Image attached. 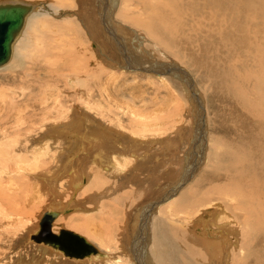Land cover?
Returning <instances> with one entry per match:
<instances>
[{
    "label": "bare ground",
    "instance_id": "bare-ground-1",
    "mask_svg": "<svg viewBox=\"0 0 264 264\" xmlns=\"http://www.w3.org/2000/svg\"><path fill=\"white\" fill-rule=\"evenodd\" d=\"M46 1L45 0H32V1H27V0H0V5H3V4H21V5H27L29 7V10L24 15L23 22H22L21 26L14 32L15 35H14L13 40L11 42L12 43V50L10 52V56L5 62L1 63L0 66H2L4 64L7 65L13 61V59L15 58V51H16L18 41L22 38V35H23L22 32H24L23 30H25L24 29V28H26L25 26H27L28 17L31 15V13L33 11H36V9L39 10V8L46 6L47 2H48V1L47 2ZM112 1H113V3H112ZM120 1L121 0H110V1L108 0V3L106 5H103L104 2L102 3L101 0H52L49 3H51L53 8H59V7L60 8H62V7L73 8L77 5V3L79 4L80 11L79 10L73 11L72 9H71L72 11L70 9L69 10L63 9V10L59 11L58 13H60L59 16H61V17H63V16H65L67 18L72 17L71 20H69V23L67 21H65L68 23L67 26L65 25V27L67 30H70V31L74 30V32H76L75 31V29H76L77 32L79 33L80 39L84 42V44H86V43L92 44L91 40L94 41V38H92V35L89 33V31L95 35L94 37H96L95 38L96 41H94V42L96 44H99V48L97 49V47L94 46V44H92L93 45L92 51H91V48L89 45L86 46L85 49L87 50V47H88L87 51L89 52L91 59H93L92 61H94V63L96 65H99V63H100L94 59L96 55H98L99 57L102 56V58L105 57L104 55H107V57L110 58V60H109L110 62H107V60H105L104 58H103L104 61H102V62L105 63L104 66L107 65L108 68H111L114 71H116L115 70L116 68L117 69L120 68L121 69L120 71L124 73L125 70L130 68V70H136V71H144V72L146 71V72H153V73L158 72L156 74L160 77L167 75V78H170L177 87L180 86L179 83H177V81L180 82L182 92L186 93V95L189 96L192 99V101L194 102V108H193L194 111H192V112H194L193 113L194 126H193V129L191 131L192 133L190 134L191 136L189 138V141H190V143L192 142L195 145H197V143H198L202 147V149L204 150V148L206 147V144L208 143L207 129H206L207 113L205 111V103H204L205 100L203 98L204 96H201L200 92L198 91V89H197L198 85L196 86V84H195L196 82L194 81L195 78L193 79V77L190 75V73H187V71H185V68L183 67V65H180L176 61L163 62V61L158 60L155 56H153L152 53L155 49L151 50V49L146 48L147 46H145L144 44L145 43L148 44V42H145V40H147V39L143 35H142V37H141V35H138L137 37H135V32H137L136 29L128 28L127 26H125V28H122L126 31V33H124V34L128 35L129 36L128 38L124 37L122 34L119 33L120 32V29H119L120 26L118 28V26L115 24L118 22L115 21L114 14L117 11V9L119 8ZM184 1L186 2L184 4L185 5L187 4L189 6V10H191L192 13L190 12L191 14L189 13V16H185L184 18H177L176 20L174 19L173 15L171 13L170 14H166L167 12L165 13V11L168 8L177 4L176 0H150L149 2H148V0H144V1L143 0H122V2H121L122 6L119 10L118 15L116 13V16H118L119 20L123 19L122 20L123 23H124V20H126V21H129L131 23H134V25H138V29H140V31H141V28H142L148 34V37H150V38L152 37L153 40L156 41V43L157 42L160 43L162 41L161 38H167L170 42L176 43L177 46L181 47L180 48L181 51H179V52L184 54L188 58L187 59L188 64L193 66L195 71L197 73H200L203 79L206 78L205 74L208 75L207 79L211 83V81L214 79V77L212 79V77H211L212 73H209V71L210 72L216 71L218 68H219V70H221V68L219 67L221 65H224V68L226 70L230 69L231 67L227 68L226 60H224L222 58V56H216V55L211 53V47H213V43H214L213 40L210 41V43L206 42L207 45H206V47H204V45L202 44L201 41H198L196 38L194 39V34L197 31L199 32V34L202 33L201 28H197V30L195 31L196 27L194 26V21H195V19H197L196 13L199 14L201 18L204 17V19H206L205 21H207V19H209V20H212L215 22L214 25H209V27L206 26V27H208L207 28L208 31L203 32V34H205L206 36H210V35L214 34V37H216L218 32L220 34H225V33L229 34L230 31H228L227 29H225L223 27V26H227L228 25L227 22L230 21L227 18V16L229 15L228 14L229 12L236 14V18L238 21L236 23L239 24V26L241 27V24L244 23V19L246 18L245 16H247V13L249 11H256L255 6L258 8L257 9L258 13H259V11L261 12V9L264 8V0H210L209 3H211L214 10H222V11L227 10L228 11V13H226L227 15L225 14L223 16H219L220 18L218 16H215V15H208L206 13V10L205 11L202 10L201 7H199V5H196V7H195L194 3H196L197 0H196V2L194 0H184ZM207 1H209V0H207ZM200 3H201L200 5L203 4L202 2H200ZM253 3H258V4L253 5ZM209 6L210 5H208V8H209ZM179 10H181V9H179ZM209 10H211V9L209 8ZM144 11H146V15L144 17H142L141 14ZM101 12L103 15L102 17H100ZM104 12H105L106 16H105ZM130 12L133 14V16H131ZM170 12H171V10H170ZM263 12H264V10H263ZM211 13H213V12H211ZM256 13H255V15H256ZM143 14H145V13H143ZM98 15H99V17H98ZM202 15H203V17H202ZM250 16H252V15H250ZM102 18H104L103 23L101 20ZM246 19H245V21H247ZM253 20H251V21H253ZM79 21L82 23V25L85 27L86 30H89V31H87L88 32L87 34L89 35L91 40L88 37H86L84 32L79 27ZM187 21H189V26L191 28V30H190L191 32L189 34H187L188 31H185L183 29V26H184L183 24H185V22H187ZM205 21H203V23ZM259 21H260V18H259ZM249 22H250V20L248 21V23ZM126 23H128V22H126ZM131 23H128V24L132 25ZM251 23L253 24L252 26H254L255 23H253V22H251ZM257 25H259V24H257ZM245 26H247V25H245ZM262 26L264 27V24ZM238 27L236 28V26H235V29L239 32ZM263 27H262V29H263ZM260 28H261V26H260ZM255 29H258V28L256 27ZM258 30L260 32V29H258ZM209 31L211 32V34H208ZM216 31H218V32L216 33ZM232 31H234V30L232 29ZM36 33L37 32H35L34 34H36ZM254 34L259 35V33H254ZM262 35L264 36L263 32H262ZM237 36H238V34H237ZM261 36H260V38H261ZM39 37H40V35L37 34L36 39H38ZM34 38H35V35H34ZM221 38H224V39H221ZM236 38H240V37H236ZM242 39H244V37ZM138 40L140 43H137L135 45L134 41L138 42ZM220 40L221 41L225 40V37L220 36ZM228 40H230V39H228ZM156 43L154 42V44H156ZM20 44H22V43H20ZM160 44H158V45H160ZM242 44H244V43H242ZM251 44H252V41H251ZM173 46H174V44H173ZM251 46L253 47V45H251ZM154 47H157V46H154ZM230 47L232 48L231 45H230ZM248 47H250V46H248ZM254 47L256 49L257 55H259V53H264V43L260 44L257 41H255ZM254 47H253V50H255ZM83 48H84V46H83ZM131 49L132 50L135 49V51L133 50V52H132ZM137 49H138V51H137ZM249 50H250V48H249ZM241 51H240V55H242ZM226 52H228V51H226ZM244 52L246 53L247 51L244 50ZM238 53H239V51L236 52V55H239ZM240 57H239V59H240ZM237 58H238V56H237ZM250 58H252V56ZM80 60H81V57H80ZM234 60L236 61L237 59L234 58ZM217 61H219L218 66H217ZM256 61H257V59H255V58L252 60V62H254L255 64H256ZM244 62L247 63L246 60ZM229 63H232V62L230 61ZM235 63L231 66H235V69H237L238 67L235 65ZM150 64H152L151 67L146 66V65H150ZM227 65H229L228 62H227ZM248 67L246 69H248ZM92 69L93 68H91L90 70H92ZM222 69H223V67H222ZM231 69H234V68H231ZM235 69H234V71H235ZM246 69H245V71H246ZM252 69H258V68H252ZM242 70H241V68L239 69L240 74H241ZM183 71L185 73H187V75H190V77L193 79L192 82H191L190 78L188 79V77L183 74ZM236 71H235L236 74L235 73H233V74L235 76L240 75V74H237L238 72H236ZM225 72H227V71H225ZM227 73L226 74L224 73V75H227ZM248 73H250V72H248ZM255 73H254V75H252V73H251V75L253 76V79H252L253 81L251 80V82H254L253 83L254 84V86H253L254 98H255V94L258 92L259 99H260V101H262L264 99V80L261 77H259L258 74H255ZM257 73H258V71H257ZM259 73H260V70H259ZM231 74H232V72H231ZM223 76H221L222 80H220V81H223L226 78V77L223 78ZM242 76H244V75H242ZM248 76H250V74ZM228 77H230V76H228ZM217 78H218V76H217ZM246 78H244V80ZM239 79H241V78H239ZM214 82H216V81L214 80ZM246 82H248V81H246ZM191 83H193V85L195 87ZM227 83L224 85H227ZM221 85H222V83H221ZM232 85L233 84H231V86ZM235 85L238 86L239 84L236 83ZM235 85H234V87H235ZM248 85H249V83H248ZM227 86H230V84H228ZM218 88H219V86H218ZM236 88H238V87H236ZM232 89L230 88V90H232ZM220 90H224V89H220ZM227 90L228 89H226V91ZM232 91L237 92L238 89L236 91L235 90H232ZM250 91H252V90H250ZM240 93H241V90H240ZM248 93H249V91H248ZM248 93H246V91H245L244 95L247 94V95L251 96V94L250 93L248 94ZM82 94H85L84 90H82L81 95ZM87 94L89 95L88 96V100H89L91 98L90 97L91 94H93V93L91 92V93H87ZM214 94H215V92H214ZM236 94H238V93H235V95ZM240 95H242V94H240ZM80 98L82 101V97H80ZM235 98H237V97H235ZM239 98H237V99L240 102L241 99H239ZM241 98H242V96H241ZM244 98H245V100H247L248 97L246 98V95H245V97H243L242 99H244ZM251 98L249 97L248 99H251ZM83 99H85V98H83ZM88 100H87V102H88ZM251 100H250V102H251ZM254 100H255V102H254ZM254 100H253V102L257 104L256 99H254ZM260 101L258 102L259 105H260ZM99 102H101V101H99ZM250 102L248 100V102L246 103L247 105H245V108H246V106H248V104ZM236 103H237V101H236ZM243 103L244 102H242L241 104L244 106L245 103L244 104ZM263 103L264 102H262V104ZM41 104H42V102H41ZM91 104L92 103H90V105ZM102 104L99 107H101ZM237 104H239L241 106L240 103H237ZM56 105H58V104H56ZM94 105H96V104H94ZM253 105L255 106V104H253ZM92 106L93 105H91L90 109H89L88 105H86V108L83 107L84 109H76V108L73 109L72 107H68L66 112L63 113V117H64L65 121H63L62 127L58 128V124H57V126H54V128H53L54 132L52 134L50 133V136L48 135V133H49L48 128L44 124L45 122L50 121V119H47L46 116H44V118L41 121V126H43V128L46 127L47 131H46V129L44 130L42 128L44 131V134L42 132V134H43L42 137L41 138L38 137V140L37 141L35 140V142H34L35 144L32 143V144L28 145V149L30 150V155H29L30 161L31 162L33 161L34 164L39 165L38 167L36 166L37 171L43 167L47 168V166H49V163L52 164L50 171H46V169H44L43 173L39 174V171H38V173L34 174V177H35L34 186L36 188L35 191H37V194L39 196H42V197H46L47 195H50V199H49L50 201H49V204H47L45 206V208H43L44 210L42 211V214H40V216L38 218L39 220L37 219L35 221L36 223H34V225L31 226V229L30 228L28 229L29 233L25 232L26 238H24V240L22 241L26 245L29 244L30 246L36 247V249H34V252H32L30 255L25 254V253H19L15 256L13 255L15 258V264H27L28 262L33 263V264H40V263L41 264H56V262H55L56 260L54 261L53 259L56 257H59V256H61L63 258L64 257L68 258L71 261L76 262L73 264H82V263H85V264H219V263H221V264H223L222 261L226 260L225 259L226 253H230V252L232 253V258L230 257L231 260H228V262L231 261V264H234L235 259H237V258H239L241 260L240 262H242V264H243V262H244V264H247V263L251 264V262L249 260H252L254 264H256V263L264 264V215H262V213L257 212L256 210L248 211V212H246L245 221L242 224H240L238 215L231 214L225 208L226 200L230 201V202L237 203L240 211H243V209H246L249 206L248 204L241 202V200H243V197H242L241 193L238 191L239 189H237L234 186L236 184L235 182H237V181H235V179L236 178L239 179L240 177H242L241 175H243V172H241L242 173L241 174L240 171L237 170V168H234L235 165L237 164L236 163L237 161L233 157H231V158L234 160L233 162L236 161L235 162L236 164L233 165V163H228L227 162L228 160L226 161L227 164H225L226 166H228L227 169L232 170L230 177L228 178L229 182H227L228 180L223 181L222 179L219 178L221 175L222 169H225V168L221 167L222 166V164H221V165L216 166L217 167L216 169H212V171L215 170V175L212 178L209 179L210 175H202L199 178V180H197V182L194 183V186H192L189 190L187 189L188 193L180 194L178 189L188 179L189 180L194 179L193 176L195 174V171L197 172L199 170L202 163L200 164V162H198V166H197V162H196L195 165L190 167L191 169L188 170V173L187 172L185 173V175L186 174L187 175H186V177L184 175L185 178L182 180L183 183L181 184L179 182L178 185H174V186L172 185L173 186L172 188H171V183L175 184L174 182L176 180V178H175L176 172H174L173 169H170V167H169V169L166 171V173H167L166 174V173H164V171H161L160 165L156 166V167L154 166L155 170L153 172L150 171V167L148 168V166H147V164L149 162V160L147 161V159L149 158L148 155L151 156L152 158L154 157L156 159V162H154L155 164L156 163L159 164L162 162L161 161L162 160L161 155L158 152H156L155 154L150 153V148H148V147H150V146L152 147V145H154V143L162 142V145L164 143L163 146L167 145V147H168L171 145V147H173L175 149V146L177 147L179 145V141H177L179 139H175V137H174V139L176 140V141H174L173 137L172 138H170L169 136L166 137V135H165V137L162 135L160 136L161 132H159V136L157 133H156L157 135H154L153 133H149L146 130H145L146 133H144L143 135H132V134H130V132L126 133V131L121 130L122 128H120V127L110 128L109 125L105 124V120H104L105 117L103 115H102V117L98 116V118L91 115V113H93L94 115L96 114V111H95L96 106H93V107ZM250 107L252 108V106H250ZM250 107H249V109H251ZM217 108H219V107H217ZM221 108H224V107H221ZM22 109H24V108H22ZM25 109H27V108H25ZM57 110H59V107L57 108ZM105 110L108 112L112 111L111 108H108V107L105 108ZM90 111H91V113H90ZM198 111H200L199 114H198ZM255 111L256 110H253V112H255ZM53 112H56V111H53ZM259 112H261V110ZM263 113H264V111H263ZM58 114L59 113H57V115ZM57 115H55V116H57ZM249 115L251 116L252 113ZM256 115H259V114H256ZM55 116L53 115V117H55ZM96 116H97V114H96ZM263 116L264 115H262V117ZM26 117H28V116H26ZM65 117H67V118H65ZM74 118H77V119H74ZM227 119H229V118H227ZM257 119H259V118H257ZM257 119H255V120L249 119L248 123L251 127L250 128V134H253L256 137V139L259 140L257 143V146L262 147L261 149H263V150H261V151L263 152L264 151V135L260 134L257 131V127L262 125V121H259ZM195 120H197V122L199 120L200 122L197 123V122H195ZM218 120H219V118H218ZM16 121H21V120L18 119ZM107 121H109V120H107ZM221 121L222 120H220V122ZM235 121H237V119ZM239 123H241V122H239ZM111 124L113 126L115 125V124H113V122H111ZM54 125H56V124L54 123ZM118 125L121 126L119 121H118ZM217 128H218V126H217ZM232 130L230 132H232ZM140 131L142 133V130H140ZM39 132L41 134V131H39ZM181 132H183V131H181ZM119 135H121L122 137H120ZM5 136L6 135H3L2 137H5ZM177 138H179V137H177ZM180 138L181 139L183 138L182 134H181ZM31 140H30V142H32ZM244 140H245V138H244ZM13 141L15 142L16 140L13 139ZM180 142H181V140H180ZM245 142H247L248 145H251L249 139L246 140ZM225 143H227V141ZM225 143H221L223 149L226 146ZM158 144L161 145V143H158ZM172 145H174V146H172ZM216 145H214V146H216ZM0 146L2 147V148H0L1 149L0 150V163L5 158L6 159L9 158L11 160L14 159V160H17V162L21 161L20 160L21 155L19 154V152L17 153L16 150L13 151L14 153H12L14 158L8 157V156H6L4 158V155H5L4 153H6V151H9V150L8 149L5 150L6 146L4 144H1ZM10 146H12V145H10ZM227 146H228V144H227ZM142 148H147V149H145V151L147 153L146 152L145 153L139 152V150ZM192 148H193V146L190 149L192 150ZM243 149L247 152V150L245 148H243ZM173 150H171L170 153H172ZM215 151H217V150H215ZM234 152H236V151H234ZM226 153H228V152H226ZM243 153L240 154V156L244 155ZM257 153L258 152H255L253 156L255 158H257V161H258V157L256 155ZM7 154H8V152H7ZM48 154L50 156V162L44 163L42 161L43 157H47ZM206 154H208V153H206ZM259 154H260V152H259ZM230 155H232V154H230ZM191 156H192V154H191ZM226 156H227V154H226ZM240 156H239V158H240ZM207 157H209V156H207ZM234 157H235V155H234ZM1 158H4V159L2 160ZM243 159L245 160V161L243 160L244 166L249 168L251 166V162H253V159H251L249 157H246V158L243 157ZM249 159L251 162L249 161ZM206 160L208 162V158ZM8 161H10V160L3 161L6 163V165L3 166L4 167V170H3L4 173L5 172L11 173L9 165H8L9 164ZM27 161L29 162V160H27ZM13 165H14V163H13ZM223 166H224V164H223ZM18 167H20V166H18ZM159 168H160V171L157 172V169H159ZM263 168H264V166H263ZM175 169L177 170V168H175ZM249 169H251V167ZM240 170L242 171L241 168H240ZM18 173L19 172H17V170L14 172V174H17V175H18ZM225 173H228V171L227 172L224 171V173H222V174H225ZM20 174H19V176H20ZM163 174L165 176H163ZM247 174H246V176H247ZM11 176H13L12 173H11ZM253 176H254V174H253ZM160 177H163V179L160 180L159 179ZM130 178H133V180H131ZM3 180H5V179H3ZM248 180H250V179H248ZM0 181H1V178H0ZM7 181L12 182V181H14V179L11 180V178H10V179H7ZM132 181H134V184L136 182V184L132 185ZM146 184L150 185V188L146 189V190L144 189L145 193L144 194L142 193L143 196L140 197V200L136 201L134 203V205L128 206L129 205V204H127L128 199L125 198V195H124L125 192H123V189L125 190V189L129 188L131 190L134 189L136 191V190H138L137 188L141 189ZM156 185H158L157 189L152 192L151 191L152 187H154ZM203 185L205 188H204V191H201V189H200V192H202V195H200L198 193V187L201 188ZM8 186H10L9 183H8ZM132 186L136 187V188H133ZM253 186H254V183H253ZM148 187L149 186H147V188ZM262 188H263V186H262ZM262 188H260V189H262ZM191 189H194V190H191ZM33 190H34V188H33ZM79 191H81V192L79 193ZM15 192L17 193V191H15ZM8 193H9V191L7 192V195H6L7 197H5L4 194H6V193H4L3 190H1L0 202L6 200V198L10 199L11 195H9ZM81 193H84V194L82 196H80ZM226 193H231V196H230L231 198L225 196ZM148 194L150 195L149 199L146 198ZM12 196H13V194H12ZM16 197H17V195L15 196V199H16ZM106 197L110 199V200H106V201H113L114 203L117 202L118 204L124 205L125 207L128 206L126 209L128 210V213H129V215L127 213V215L129 216L128 217L129 223L125 222V223H123V225H119L118 223H117V225H114V226L112 225V227H114V234H112L113 232L112 233L108 232L109 235L106 238H104L102 235H100L101 229L99 227L98 228L93 227L95 223L92 224L93 223L92 221L91 222L89 221L88 223L86 221L84 223H87V225L92 224L93 232L97 233L100 236L98 241L101 244V246L103 247V249L105 248L106 250H108V249H112V247H114L113 249L119 250L121 254H124L125 256H127L128 254L126 253L127 252L126 246L130 245L132 250H131V256L128 255V257H129L128 262L123 261V259H125V257L122 258V256L120 254H117V252H115L116 250L115 251L112 250L113 252L110 251V253H109L105 249L104 250L101 249L102 248L101 246H100L101 248L99 246H97L101 250V252L92 253L91 255H86V256H82V257H74V256H69V255L65 254L62 250L57 249L48 243L39 242V241H35V240L30 239L31 238L30 234L39 228L40 221L42 220L43 215L48 210L55 211L57 216H58V217L56 216L57 218L55 217L56 219L53 218V220H55L56 222L54 221V224L52 225V228L57 231L61 227H65V226H63L64 223L60 222L59 219H61L63 216L69 218L68 214H70L71 212L72 213L73 212H80L83 216L88 217V220L94 216L93 215L94 212L100 210L99 208H101L102 212H104L103 211L104 207L102 208L103 205H102L101 201H103V199H107ZM13 198H14V196L12 197V199ZM15 199L12 202L16 203ZM263 200H264V198H263ZM6 202H8V200H6ZM34 202H36V201H34ZM104 203L105 202H103V204ZM10 204H11V202H10ZM27 204H30V203H27ZM259 204L261 205V203H259ZM1 205H2V202L0 203V206ZM100 205H102V206H100ZM260 205L259 206L257 205L258 206L257 209H259ZM32 206H33V203H32ZM183 206H185V207L182 208ZM261 207H263V206H261ZM193 208L197 209V213H196L197 215L195 218H193L192 223L189 222L191 219L189 221L188 220L185 221L186 224H188V225L192 224L189 227L186 226L184 221H183L184 223L182 224V222L177 221V219L174 220L175 216H180V213L185 214V215L191 213V210ZM5 209H6V207L3 209V211H7V209L6 210ZM24 209H25V207H24ZM97 209H99V210H97ZM3 211L1 208L0 213ZM11 211H13V210H11ZM30 213H32V211H30ZM30 213H27V214L30 215ZM207 213H210V215H211L209 218L206 217ZM8 215H9V213L6 212V217H9ZM185 215H184V217H185ZM64 220H65V218L63 219V221ZM171 220H173V221L171 222ZM178 222H179V224L176 225V223H178ZM17 224H20V223H17ZM195 225L204 226V227L207 225L208 229L210 228V231L212 228H214L215 230L218 231V236L216 238H214V240H213L210 237L211 232L208 231V229H206V228L203 231L196 232L195 231V228H196ZM116 226H118V228ZM89 227H90V225H89ZM14 228H17V230H18V226L14 227ZM80 228H82V227H80ZM90 229H92V228L90 227ZM120 230H122L123 234L125 232L124 240H129V242H128L129 244H127L126 246H125V241L121 242V240L119 239V231ZM10 231H12V230H10ZM89 233H91V232H89ZM95 233H94V235H95ZM110 233L114 236L113 238L110 237ZM80 234L84 235L87 239H89L91 241V239L89 237H87L85 234H83V233H80ZM97 234H96V237H98ZM90 237H92V236H90ZM115 238H117V241L112 240ZM19 239H21V237ZM178 239H180V241H178ZM251 240H255L257 242V245L255 244L254 241H251ZM192 244H194L196 246H197V244H199V247L197 246L198 248L194 249L195 246L192 247ZM230 245H232L231 249H230ZM27 247H28V245H27ZM128 257H127V259H128ZM10 259H12V257ZM195 259H197L198 261H195ZM224 264H226V263L224 262Z\"/></svg>",
    "mask_w": 264,
    "mask_h": 264
},
{
    "label": "rangeland",
    "instance_id": "rangeland-1",
    "mask_svg": "<svg viewBox=\"0 0 264 264\" xmlns=\"http://www.w3.org/2000/svg\"><path fill=\"white\" fill-rule=\"evenodd\" d=\"M27 1H32V0H27ZM47 1H46L47 2L46 6L39 8V10L36 9V11H33L31 13V15L28 17L27 26H25L26 28H24L25 29V30H23L24 32H22L23 35H22V38L19 40L20 42L18 41L16 51H15V58L13 59V61L7 65L4 64L5 66L4 65L0 66V110H1L0 111V114H1L0 115V145L4 144L6 146L5 150L6 149L9 150V151H6V153H4L5 154L4 158L6 156L13 157L12 153H14L13 151H15V150L17 153L19 152V154L21 155V158H20L21 161L19 160L20 162H17V160H14V159L11 160L9 158L8 159L1 158L2 160L4 159L3 161L10 160V161H8L9 162L8 165H9L10 171L13 174V176H11L10 172L4 173V171H3L4 167L3 166H5L6 163L3 162L2 160H1L2 162L0 163V178H1L0 192H1V190H3V192L6 193V194H4L5 197H7L6 195H7L8 191H9L8 194L11 195V197L9 196L10 199L6 198V200H8V202H6V200H4L5 202L1 201L2 207L0 206L2 208V211L5 207L7 209V211H3L0 213V264H10L11 262H12L11 264H15V258H14L15 255H17L19 253H25V254L30 255L32 252H34V249H36V247L30 246L29 244H27L28 245V247H27V245L24 244L22 241L24 240V238H26L25 232L29 233L28 229L29 228L31 229V226H33L34 223H36L35 221L39 218L40 214H42V211L44 210L43 208H45V206L47 204H49L50 195H47L46 197H42V196H39L37 194V191H35L36 188L34 186V180H35L34 174L38 173V171H39V174L43 173L44 169H46V171H50L52 164L49 163V166H47V168L43 167L37 171L36 168L39 165L34 164L33 161L32 162L30 161V159H29L30 150L28 149V145H30L32 143L35 144L34 143L35 140L37 141L38 137H40V138L42 137V135L44 134L43 129L44 130L46 129V131H47V128H48V131H49L48 135L50 136V133L52 134L54 132V129H53L54 126H57V124H58V128H61L63 121H65L64 117H63V113L66 112L68 107H72L73 109H75V108L76 109H84V108H86V105H88L89 109H90L91 105L96 106L97 108L95 107V111H96L97 116H96V114L94 115L90 111L92 116L98 118V116L102 117V115H103L105 117L104 118L105 124L109 125L110 128L120 127V128H122L121 130L126 131V133L130 132V134H132V135H143L147 131L149 133H153L154 135L158 134V136H159V132H161L160 136L162 135L165 137V135H166V137L169 136L170 138L173 137V139H174V137H175V139H179V140H177V141H179V145L177 147L175 146V149L173 147H171V145L168 147H167V145L163 146L164 143L162 145V142H158V143H161V145L158 143H154V145H152V147L151 146L148 147V148H150V153L155 154L156 152H158L161 155V159H162L161 161L162 162L159 164L156 163L157 164L156 165L154 163V162H156V159L154 157L152 158L151 156H149L147 154L149 157L147 159V161L149 160L147 166H148V168L150 167V171H152V172L155 170V167L159 166V165H160L161 171H164V173H166V171L169 169V167H170V169H173L174 172H176L175 173L176 174V177H175L176 180L174 182L175 184L171 183V188H172L174 185H178L179 182L181 184L183 183L182 180L187 175V174L185 175V173L186 172L188 173V170L191 169L190 167L195 165L196 162H197V166H198V162H200V164L202 163L203 165L201 164V167L199 168V170L197 172L195 171V174L193 176L194 179H190V180L188 179L184 183L185 185L183 184L178 189L180 194L188 193V190L192 186H194V183H196L197 180H199V178L202 175H210L209 179L212 178L215 175V170L212 171V169H216L217 168L216 166L221 165V164H222L221 167L225 168V169H222L223 172L221 171V175L219 178L222 179L223 181L228 180L227 182H229L228 178L230 177L232 170L227 169L228 166H226L225 164H227V162L233 163V165L237 163L234 168H237V170L240 171V173L243 172V175H241L242 174L241 173L240 175L242 177L239 176L240 177L239 179L238 178H236L237 180L235 179V181H237V182H235L236 184L234 183L235 184L234 186L237 189H239L238 191L241 193V195L243 197V200H241V202L246 203L249 206L246 209H243V211H240L237 203L230 202V201L226 200L225 208L231 214L238 215L240 224H242L245 221L246 212H248V211L256 210L257 212L262 213V215H264V213H263L264 212V200H263V198H264V192H263L264 191V168H263V166H264V163H263L264 162V151L263 152L261 151V150H263V149H261L262 147L257 146V143L259 140L256 139V137L253 134H250V128L251 127L248 123L249 119L255 120V119L259 118L257 120L262 121V125L257 127V131L260 134L264 135V116L262 117V115H264V113H263L264 103L262 104V102H264V99L262 101H260L258 92L255 94V98H254V93H253L254 92V88H253L254 82H251V80L253 79L252 75H254L255 72H256L255 74H258V76L264 80V71H263L264 70V65H263L264 64V53H259V55H257L256 49L254 47L255 41H257L260 44L264 43V38H263L264 36L262 35V32L264 33V27L262 26L264 24V21H263L264 20V12H263L264 8L263 7H262L263 9H261V12L259 11L260 14L258 13V11H257L258 8L256 6H255L256 11H249L247 13V16H245L247 18V19L245 18L247 21H245V19H244V23H242L243 25L241 24V27H242L241 28L239 26V24L236 23L238 21H237L235 13H231V12L228 13L227 10H224V11L214 10L211 3H209L210 0L209 1H207V0H201V1L199 0L198 1L197 0V2H196V0H194L196 2V3H194L195 7H196V5H199V7H201L202 10H204V11L206 10V13L208 15H215V16L219 17V16H223L226 13H228L229 15L227 16V18L230 20L229 22H227L228 20L226 21L228 23L227 26H223L225 29L230 31L229 34H227V33L220 34L218 31H216V33L218 32L216 37H214V34L210 35V36H206L205 34H203V32H207L208 31L207 28L209 27V25H214L215 22L212 20H209V19H207V21H205L206 19H204L203 15H202L203 18H201L200 15L196 13L197 19H195V21H194V26L196 27L195 31L197 30V28H201L202 33L200 32L201 34H199V32L197 31L194 34V39L196 38L198 41H201L202 44L204 45V47H206V45H207L206 42L210 43V41L213 40L214 43H213V47H211V53L216 55V56H222V58L224 60H226L227 68L231 67V68L235 69V66H231V65H233L236 62L235 65L238 68L235 69V71L237 70L236 71V72H238L237 74H240V72H239L240 68H241V70L243 69L245 71V69L249 66L245 72L243 70H242L243 72L241 71V74H240L241 76L240 75L235 76L233 74V73H235L234 69L230 68V69L226 70L224 68V65H221V66H219L221 68V70H219V68L218 69L216 68L217 69L216 71H212V72L209 71V73H212L211 74L212 79L214 77V79L211 81V83L207 79L208 75L205 74L206 78L203 79L201 74L197 73L195 71L194 67L191 66L190 64H188V61H187L188 58L184 54L179 52V51H181L180 50L181 47L177 46L176 43L170 42L167 38H161V40H162L160 42L161 44L159 42L156 43V41H154L152 37L151 38L148 37V34L142 28L140 31V29H138V25H134V23H131V22L126 21V20H124V23H123V21H122L123 19H120L121 20L120 21L118 16H116V13L118 15L119 10L122 6V4H121L122 0L120 1L119 8L118 7H117L118 9L116 8L117 11L114 14V18H115V21L118 22V23H115L118 26V28L120 26V28H119L120 34H122L124 37L128 38L129 36L124 34V33H126V31L122 28H125V26H127L128 28L136 29L137 32H135V37H137L138 35H141V37H142V35H143L147 39V40H145V42H148V44H146V43L144 44L145 46H147L146 48L151 49V50L155 49L152 53L153 56H155L158 60L163 61V62L176 61L180 65H183V67L185 68V71H187V73H190V75L193 77V79L195 78L194 79V81L196 82L195 84H196V86L198 85L197 89L200 92L201 96H204L203 98L205 100V102H204L205 103V111L207 113L206 129H207L208 143L206 144V147L203 150L202 147L198 143H197V145H195L194 143H192V142L190 143V141H189V138L191 136L190 134L192 133L191 131H192L193 126H194V116H193L194 112H192V111H194L193 110L194 102L192 101V99L189 96L186 95V93L182 92L180 82L177 81V83H179V85H180L179 87H177L170 78H167V75L160 77L156 74L158 72L153 73V72H146V71L145 72L144 71H136V70H130V68L125 70L124 73L120 71L121 70L120 68H118V69L116 68L115 69L116 71H114L111 68H108L107 65H106L107 67L104 66L105 63L102 62V61H104V59L107 60V62H110L109 61L110 58L107 57V55H104L105 56V57H103L104 59L102 58V56H100L101 57L100 58L98 55H96L94 59L97 62H100L99 65H96L94 63V61H92L93 59H91L90 54L87 51L88 47H87V50L85 49L86 46L89 45L91 48V51H92L93 50L92 44H94V46H96L97 49L99 48V44H96L94 42V41H96V39H95L96 37H94L95 35L92 34L89 30H86L85 27L82 25V23L79 21V27L84 32L86 37H88L90 39L89 35L87 34L88 33L87 31H89V33L92 35V38H94V41L90 39L92 41V44H90V43L84 44V42L80 39L79 33L77 32L76 29H75L76 32H74V30L70 31V30H67L65 27V25L67 26V24L69 23V20H71L72 17L71 18H67L65 16L61 17V16H59L60 13H58L59 11H61L63 9H65V10L66 9L67 10L72 9L73 11H76V10L80 11L79 4L77 3V5L73 8H65V7L53 8L51 3H49L52 0H47ZM101 1H102V3L104 2L103 5H106L108 3V0H101ZM149 1L150 0H148V2ZM176 2H177L176 5L168 8L165 11V13L167 12L166 14L171 13L173 15L174 19L176 20L177 18H184L185 16H189L190 12L192 13V11L189 10V6L187 4L186 5L184 4V3H186L184 0H176ZM200 2H202L203 4L200 5L201 4ZM112 3H113V1H112ZM254 4L257 5L258 3H253V5ZM208 5H210L209 8L211 10H209ZM179 9H181V10H179ZM170 10H171V12H170ZM210 11L213 13H211ZM143 13H145V14H143ZM143 13L141 14L142 17H144L146 15V11H144ZM255 13H256V15H255ZM100 14H101L100 17H102L103 16L102 12ZM104 14H105V12H104ZM130 14H131V16H133V14L131 12H130ZM250 15H252V16H250ZM105 16H106V14H105ZM98 17H99V15H98ZM259 18H260V21H259ZM101 20L103 23L104 18H102ZM249 20H250V22L248 23ZM251 20H253V21H251ZM65 21H67L68 23ZM203 21H205L204 22L205 24L203 23ZM126 22L131 23L132 25H130ZM251 22L256 24V25L254 24L255 27L252 26L253 24ZM244 24L247 26H245ZM257 24H259V25H257ZM183 25H184L183 29L185 31H188L187 34H189L191 32L190 31L191 28L189 26V21L185 22V24H183ZM206 26H208V27H206ZM235 26H236V28L239 26L238 30L241 34L235 29ZM260 26H261V28H260ZM256 27L258 29H260V32L258 29H255ZM262 27H263V29H262ZM232 29L234 31H232ZM35 32H37V33L34 34ZM254 33H259V35L258 34L256 35ZM37 34L40 35V37L38 39H36ZM208 34H211V32L209 31ZM237 34H238V36H237ZM34 35H35V38H34ZM220 36L225 37V40L221 41ZM260 36L263 40L260 38ZM236 37H240V38H236ZM243 37H244V39H242ZM221 39H224V38H221ZM228 39H230L231 41ZM153 41L156 44H154ZM251 41H252V44H251ZM134 42H135L134 43L135 45L137 43H140L139 40H138V42L137 41H134ZM20 43H22V44H20ZM242 43H244V44H242ZM158 44H160V45H158ZM173 44H174V46H173ZM250 44L253 45L255 50H253V47ZM230 45L232 46V48L230 47ZM247 45L250 47H248ZM83 46H84V48H83ZM154 46H157V47H154ZM249 48H250V50H249ZM240 49L241 50L243 49L242 50L243 52ZM133 50L135 51V49H133ZM133 50L131 49L132 52H133ZM244 50L247 52L245 53ZM137 51H138V49H137ZM226 51H228V52H226ZM237 51H239V53H238L239 55H236ZM240 51H241L242 55H240ZM237 56H238V58H237ZM251 56H252V58H250ZM80 57H81L82 61L80 60ZM239 57H240V59H239ZM253 57L255 59H257L256 64L254 62H252V60L254 59ZM234 58H236L237 60L235 61ZM244 59L246 60L247 63L244 62L245 61ZM230 61L232 63H229ZM227 62L230 66L227 65ZM218 64H219V61H217V66H218ZM151 65L152 64L146 65V66L151 67ZM222 67H223V69H222ZM91 68H93L94 70L93 69L90 70ZM252 68H258V69H252ZM224 70L227 71L228 73L225 72ZM259 70H260V73H259ZM222 71L225 74L227 73V75H224V73ZM230 71L232 72V74ZM257 71H258V73H257ZM248 72H250V73H248ZM187 73H185L183 71V74L185 76H187L188 79L190 78V80L192 82L193 79L190 77V75H187ZM251 73H252V75H251ZM249 74H250V76H248ZM242 75H244V76L246 75V76L244 77ZM217 76H218V78H217ZM221 76H223V78L226 77L225 79L227 81L225 79L223 80L224 82L226 81L225 83L223 81H220V80H222ZM228 76H230L231 78ZM239 78H241V79H239ZM244 78H246V79L244 80ZM214 80L216 82H214ZM246 81H248V82H246ZM221 83H222V85H221ZM226 83H227V85L230 84V86L224 85ZM236 83H238L239 85L238 86L235 85ZM248 83H249V85H248ZM191 84L193 85V83H191ZM231 84H233V85L231 86ZM217 85L219 86V88ZM234 85H235V87H234ZM236 87H238V88H236ZM230 88L231 89L233 88L232 90H235V91L238 89V91L233 92L232 90H230ZM220 89H224V90H220ZM226 89H228L229 91L228 90L226 91ZM249 89L252 91H250ZM82 90H84L85 94L81 95ZM240 90H241V93H240ZM244 90L246 91V93H248V91H249V93L251 94V96L245 94L246 98L252 97L251 98L252 100L248 99V98H247V100H245V98L242 99L243 97H245V95H244L245 91ZM91 92L94 95L91 94L90 97L92 99L90 98L88 100L89 95L87 93H91ZM214 92H215V94H214ZM235 93H238V94L235 95ZM240 94H242V95H240ZM241 96H242V98H241ZM80 97H82V101H81ZM235 97H237V98L240 97L239 99H241L242 101L240 100V102H239L238 99ZM83 98H85V99H83ZM253 98L256 99L257 104L254 103L255 100ZM87 100H88V102H87ZM248 100H249V102L251 100V102L245 108V105H247L246 103L248 102ZM253 100H254V102H253ZM99 101H101V102H99ZM236 101H237V103L241 104L242 102H244L245 104L243 103L244 106L242 104L240 106L239 104L236 103ZM259 101H260V105L258 103ZM41 102H42V104H41ZM90 103H92V104L90 105ZM93 103L96 105H94ZM252 103L255 104V106ZM56 104H58V105H56ZM101 104H102V106L99 107ZM250 106H252V108ZM58 107H59V110H57ZM104 107L105 108H107V107L111 108L112 111L108 112L105 110ZM217 107H219V108H217ZM221 107H224V108H221ZM249 107L251 109H249ZM22 108H24V109H22ZM25 108H27V109H25ZM52 110L56 111V112H53ZM253 110H256V111L253 112ZM260 110H261V112H259ZM199 112L200 111H198V114H199ZM57 113H59V114L57 115ZM251 113H252V115H251L252 117L249 115ZM256 114H259V115H256ZM53 115L54 116L57 115V116L53 117ZM26 116H28L29 118ZM44 116H46L47 119H50V121L44 123L47 128L46 127L43 128V126H41V121L44 118ZM65 118H67V117H65ZM218 118H219V120H218ZM227 118H229V119H227ZM18 119H20L21 121H16ZM74 119H77V118H74ZM236 119H237V121L239 119L240 120L237 122V121H235ZM107 120H109V121H107ZM220 120H222L221 121L222 123L220 122ZM110 121L113 122V124H115V125L113 126ZM118 121L120 122L121 126L118 125ZM195 122H197V120H195ZM199 122L200 121L198 120L197 123H199ZM239 122H241V123H239ZM54 123L56 125H54ZM217 126L219 129L217 128ZM38 130L41 131V134ZM140 130H142V133ZM231 130H232V132H230ZM181 131H183V132H181ZM42 132H43V134H42ZM181 134L183 135L182 139L180 138ZM3 135H6V136L2 137ZM119 136L122 137L121 135H119ZM177 137H179V138H177ZM244 138H245V140H244ZM13 139H15L16 141L14 142ZM175 139H174V141H176ZM248 139H249L251 145H248L247 142H245ZM30 140L32 142H30ZM180 140H181V142H180ZM226 141H227V143H225ZM221 143L226 144L224 149H223ZM227 144H228V146H227ZM10 145H12V146H10ZM214 145H216V146H214ZM172 146H174V145H172ZM192 146H193V148L191 150L190 148ZM0 148H2V147L0 146ZM243 148H245L247 150V152L248 151L249 152L247 153ZM145 149H147V148H142L139 150V152L145 153L146 152ZM171 150H173L172 153H170ZM215 150H217V151H215ZM234 151H236V152H234ZM7 152H8V154H7ZM226 152H228V153H226ZM255 152H258L256 154L258 157V161H257V158H255L253 156ZM259 152H260V154H259ZM206 153H208L209 155ZM229 153L232 155H230ZM242 153L244 155H241L242 156L241 157L240 154H242ZM191 154H192V156H191ZM226 154H227V156H226ZM234 155H235V157H234ZM207 156H209V157H207ZM239 156H240V158H239ZM231 157H233L237 162L236 161H235L236 163L233 162L234 160ZM243 157L244 158L249 157V158L253 159V162H251L249 159V161L251 162V166H250L251 169H249L250 167L248 168V167L244 166L243 163L245 160L243 159ZM207 158H208V162L206 160ZM27 160H29V162ZM241 160L242 161L244 160V161L242 162ZM42 161L44 163L50 162L49 154L47 155V157H43ZM13 163H14V165H13ZM223 164H224V166H223ZM18 166H20V167H18ZM174 167L177 168V170ZM239 167L242 169V171L240 170ZM160 168L157 169V172L160 171ZM15 169L17 170V172H19L18 175L14 174V172L16 171ZM224 171H226V172L228 171V173L222 174V173H224ZM19 174H20V176H19ZM246 174H247V176H246ZM253 174H254V176H253ZM184 175H185V177H184ZM163 176H165V175L163 174ZM10 178H11V180L14 179V181H12L13 183L11 181L10 182L7 181V179H10ZM3 179H5V180H3ZM130 179L133 180V178H130ZM159 179L162 180L163 177H160ZM248 179H250V180H248ZM7 182L9 183L10 186H8ZM253 183H254V186H253ZM135 184H136V182H135ZM135 184H134V181H132V185H135ZM146 185L149 187L147 188ZM146 185H144L141 189L137 188L138 190H136V191L134 189L131 190L129 188H127L125 190L123 189V192H125V194H124L125 198L128 199V201H127V204H129L128 206L134 205V203L136 201L140 200V197L143 196V194L145 193V190L150 188V185H148V184H146ZM262 186H263V188H262ZM157 187H158V185L152 187L151 191L153 192L154 190L157 189ZM33 188H34V190H33ZM133 188H136V187H133ZM204 188H205L204 185L201 188L198 187V193L200 195H202V192H200V189H201V191H204ZM260 188H262V189H260ZM14 190L17 191L18 194ZM191 190H194V189H191ZM13 192L17 195L18 198L16 197V199H15L16 195ZM80 192L81 191H79V193ZM12 194L14 196L13 199H12V197H13ZM83 194L84 193H81L80 196H82ZM225 196L230 197L231 193H226ZM146 198L149 199L150 195L148 194ZM14 199H15L16 203L12 202V201H14ZM106 200H110V199L109 198L103 199V201H101L103 206L100 205V206H102V208L104 207V210H103L104 212H102L101 208H99L100 210L97 209L99 211L94 212V214H93L94 216L91 218L92 220L91 219L88 220V217L83 216L80 212H73V213L71 212L70 214H68L69 218L63 216L62 218L63 219L65 218V220L63 221V219L61 218V219H59V221L64 223L63 224V226H65L64 228L68 227V228L73 229L75 231L78 229L77 230L78 232L85 234L87 237H89L91 239V241L94 242L95 245L100 247L101 244L98 241L100 236L97 233L93 232V227H96V228L99 227L101 229L100 235H102L104 238H106L109 235L108 232H111V233L113 232L112 234H114V227H112V225L113 226L117 225V223L119 225H123V223H125V222L129 223V221H128L129 213H128V210L126 209L128 206L125 207L124 205H120L117 202L114 203L113 201H106ZM34 201H36V202H34ZM257 201L259 203H261V205ZM10 202H11V204H10ZM103 202H105V203L103 204ZM27 203H30V204H27ZM32 203H33V206H32ZM12 204L13 205L15 204L14 205L15 207ZM256 204L258 206L260 205L259 209H257L258 206ZM185 206H183L182 208H184ZM261 206H263V207H261ZM24 207H25V209H24ZM11 210H13L14 212ZM30 211H32V213H30ZM6 212L9 213V215H8L9 217H6ZM27 213H30V215ZM127 213H128V215H127ZM196 213H197V209L193 208L191 210V213H189L187 215L180 213V216H175L174 220L177 219V221H180L183 224L185 221H187V220L189 221L191 219L189 222L192 223L193 218H195L197 215ZM184 215H185V217H184ZM210 216H211L210 213H207L206 217L209 218ZM54 221L55 220H53L52 225L54 224ZM86 221H87V223L89 221L90 222L92 221L93 222L92 224H94V223L95 224L92 227V224L87 225V223H84ZM172 221L173 220H171V222ZM17 223H20V224H17ZM178 224H179V222L176 223V225H178ZM185 224H186V222H185ZM89 225L92 229H90ZM190 225H192V224H189V225L186 224L187 227H189ZM17 226H18V230H17V228H14ZM39 226H40V224H39ZM195 226H196V228H195L196 232L203 231L205 228L208 229L207 225L205 227L199 226V225H195ZM80 227H82V228H80ZM116 227L118 228V226H116ZM10 230H12V231H10ZM54 231H56V230H54ZM57 231H59V229ZM208 231H210V228L208 229ZM89 232H91V233H89ZM210 232H211L210 237L214 240V238H216L218 236V231L215 230L214 228H212ZM94 233H95V235H94ZM111 233H110V237L113 238L114 236ZM31 234H30V236H31ZM96 234L98 237H96ZM124 235H125V232L123 234L122 230H120L119 231V239L121 240V242L125 241V246H126L127 244H129L128 243L129 240H124ZM90 236H92V237H90ZM20 237H21V239H19ZM30 239L35 240L33 238H30ZM112 240L117 241V238L112 239ZM178 241H180V239H178ZM251 241H254L255 244L257 245V242L255 240H251ZM39 242H43V241H39ZM197 246L199 247V244H197ZM197 246L192 244V247H194V249H197L198 248ZM113 248L114 247H112V249H108V250H106L105 248L104 249L110 253V251L116 250ZM126 248H127L126 253L131 256V250L132 249H131L130 245H127ZM231 248H232V245H230V249ZM101 249H103V247ZM115 252H117V254H120L122 256V258L125 257V259H123V261H125V262L129 261L128 255L125 256L124 254H121L119 250H116ZM10 256L12 257L13 260L10 259L11 258ZM127 257H128V259H127ZM230 257L232 258V253L231 252L226 253V256H225L226 260H223L222 263L224 264V262H225L226 264H231V261L228 262V260H231ZM53 260L54 261L56 260L55 261L56 264H63V263L64 264H73V263H76V262L71 261L68 258H65V257L63 258L61 256L56 257ZM195 261H198V260L195 259ZM240 261L241 260L239 258H237V259H235L234 264H242V262H240ZM249 261L251 262V264H254L252 260H249ZM27 264H33V263L28 262ZM82 264H85V263H82ZM219 264H221V263H219ZM243 264H244V262H243ZM247 264H250V263H247ZM256 264H258V263H256Z\"/></svg>",
    "mask_w": 264,
    "mask_h": 264
},
{
    "label": "water",
    "instance_id": "water-1",
    "mask_svg": "<svg viewBox=\"0 0 264 264\" xmlns=\"http://www.w3.org/2000/svg\"><path fill=\"white\" fill-rule=\"evenodd\" d=\"M28 10L27 5H0V64L9 58L14 32L21 26ZM56 216L55 211L48 210L31 238L48 243L69 256L82 257L101 252L97 245L75 230L62 227L59 231H54L52 223Z\"/></svg>",
    "mask_w": 264,
    "mask_h": 264
}]
</instances>
